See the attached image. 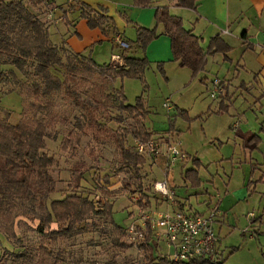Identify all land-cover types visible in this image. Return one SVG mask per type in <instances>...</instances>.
Listing matches in <instances>:
<instances>
[{"label":"rangeland","instance_id":"obj_1","mask_svg":"<svg viewBox=\"0 0 264 264\" xmlns=\"http://www.w3.org/2000/svg\"><path fill=\"white\" fill-rule=\"evenodd\" d=\"M28 3L37 13L44 12L48 8L44 2L42 4L39 2L35 6L31 0H28ZM57 3L59 6H65L68 0H57ZM171 12L179 11L172 9ZM68 16L72 19L78 17V14L68 12ZM184 21L186 23V20ZM155 26L156 23L149 28ZM162 30L161 26L157 27L158 36L148 44L147 48L160 37H167L170 41L173 61L148 58L150 66L143 80L118 77L114 82H110V79L98 76L93 80L77 79L75 87L81 91L84 98L88 99L92 93H96L99 104L97 107L92 106L94 121L90 120L88 111H81L71 98L62 93L55 94L49 101L52 116L49 117L50 121L47 119L49 123L47 150L55 157L52 169L58 179L57 189L50 195L49 200L63 198L71 191L89 192L90 196L95 201H100L101 205L108 203L112 206L115 222L125 228L124 231L116 228L109 215H91L89 221L85 223L86 231L68 238H60L54 244L51 264L111 262L146 264L148 262V250L141 247L140 243L129 241L127 227L140 217L138 209L142 206L137 200L141 198L140 186L144 193L153 196V208H156L154 201H157L159 203L157 208L164 210L163 201L156 196L153 186L156 181L164 178L167 161L165 155H147L146 163L140 169L141 177L135 179L120 169L121 150L115 141V134L120 133L119 127L122 126L118 119L127 115L120 116L118 105L122 97L116 88H122L127 101L132 104L136 102L138 96L143 95L147 107L151 109L146 123L154 132V137L164 140L162 152L165 151L166 140H171L184 154L179 157L172 171L173 176L170 178L172 187L178 192L177 199L185 197L188 200L181 199L183 203L186 204L184 201H187V205L192 204L194 209L201 212L207 208L205 201L209 198L215 201L226 199L225 203H221L224 209L220 208V210L222 213L225 211L227 218L221 226L219 224L216 226L219 235L217 252L219 254L220 251L222 252L225 264H264V215L261 223L263 227L259 234L252 229L250 216L247 218L250 231H243L246 225V213L254 210L260 215L263 212V205L253 200L247 202L243 197L242 202L236 204L240 198V188H247L248 172L244 166L236 168L234 163V160H240L239 156L243 157L242 147L237 144L238 138L243 139L245 132L254 131V128L260 126L257 117L264 120V111L260 106H255L253 100L256 98L248 91L243 95L239 92L235 93V96L227 102L228 106L219 109L217 101L220 99L212 98L207 88L212 87L215 76L212 73H215L219 67L217 56H209L206 71L194 76L190 69L180 66L174 60L170 37L162 34ZM136 39V25L128 27L126 40L135 42ZM109 46H111L109 42L105 44L103 47L105 52H109ZM99 50L103 51L101 48ZM102 58L109 63L107 57ZM12 68H14L12 65L0 63V108L9 111V120L17 123L27 117H33L35 112L37 114L43 112L31 105L36 99L33 98L27 84L32 81L27 80L19 71L17 73L24 81V86L21 92L12 90L14 83L9 75ZM234 90L230 95L235 92ZM223 94L224 92L222 96ZM167 99L172 101L173 109L169 113L171 116L164 106ZM2 109L0 115L5 116L7 113ZM131 119L125 118L124 123L132 121ZM78 120L81 127L78 126ZM71 129H75L81 141L73 148H65L64 137ZM129 144H135V140L131 137L127 142V145ZM197 157L201 160L199 172L202 181L200 186L195 187L191 184V180H184V172L194 166L193 159ZM255 159L260 160L259 157ZM83 172L86 179L80 182L79 177ZM258 176L259 173L254 177L255 180ZM79 183L81 187H77ZM128 183L131 186H128ZM254 184L257 185V182L251 185L250 192L253 191ZM248 190L246 189L245 192ZM20 219L15 218V212L0 215V264H36L38 257L36 249L42 239L35 230L38 221L24 217L23 220ZM116 238L133 245L124 248L114 241ZM153 240L156 241L154 238ZM159 250L164 255L171 252L164 242L159 243Z\"/></svg>","mask_w":264,"mask_h":264},{"label":"trees","instance_id":"obj_2","mask_svg":"<svg viewBox=\"0 0 264 264\" xmlns=\"http://www.w3.org/2000/svg\"><path fill=\"white\" fill-rule=\"evenodd\" d=\"M31 1L35 6L47 0ZM49 1L52 4V0ZM152 1L133 0V3L138 7H146ZM176 4L196 8L197 0H176ZM76 5L80 9V16L87 20L90 28H100L103 31L116 28L114 19L107 13V9L101 7L97 10L82 1H76ZM73 7L74 5L70 9ZM155 18L156 27L137 29L135 42L143 50L158 36L157 26L160 25L163 29L162 34L170 37L174 60L180 66L189 68L194 76L206 69L209 54L221 52L226 60L229 59L227 53L231 47L220 35L212 37L205 48L202 39L186 28L183 19L173 14L168 6L159 8ZM131 46L130 43L126 51H129ZM122 57V64L113 61L99 64L90 55L75 52L65 44L58 45L52 40L48 22L33 9L32 5H29L28 0H0V63L14 67L9 72L14 83L12 90L21 92L24 86V81L19 78L17 71L32 81L26 83L32 91L33 98L36 99L31 105L43 112L39 113L41 115L35 112L33 117L12 123L9 120V111L0 108L7 113L5 116L0 115V215L15 212V218H21L20 221L23 217L38 221L35 230L42 239L36 249L38 256L36 264H51L54 244L60 238H68L86 231L85 223L89 221L91 215H109L116 228L125 230L115 222L112 206L108 203L101 205L89 192L71 191L63 198L49 200L50 195L57 189L58 179L52 169L55 157L47 150L49 124L47 119L50 121L49 117L52 116L49 101L55 94L62 93L71 98L74 105L81 111H88L90 120L94 121L92 106L97 107L99 104L96 93H92L88 99L84 98L81 91L75 87L78 78L93 80L98 76L110 79V82H114L118 77L144 79L145 72L150 66L147 56L122 54ZM214 81L215 79L212 80V85ZM220 83L222 87L223 83L221 81ZM116 89L122 97L118 105L120 116L127 115L118 119L122 126L119 127L120 133L115 134V141L121 150L120 169L131 178H140V169L146 163L147 155L139 153L135 144L127 145V142L129 137L135 141L155 138L154 132L146 123L149 108L143 95L138 96L136 102L132 104L127 101L122 88ZM211 89L212 87L209 90ZM129 117L132 121L124 123L125 118ZM78 121L80 123V120ZM79 123L78 126L81 127ZM99 126L101 127V124ZM259 140L260 134L252 133L246 143L257 145ZM80 141L81 138L75 129H71L64 137L63 144L65 148H73ZM193 162L194 166L184 172V179L191 180V184L198 187L202 181L199 172L201 160L197 157ZM83 179H86L85 172L80 174L79 181ZM77 187H81L80 183ZM139 193L141 198L138 204L152 206L153 196L144 193L141 186ZM156 196L159 198L158 194ZM154 203L159 206L157 201ZM182 208L192 210L190 205L186 204H182ZM192 211L202 214L198 210ZM120 240L114 239L124 248L133 245ZM139 243L149 252L146 264L226 263L218 252L215 257L201 260L175 261L160 253L158 241L153 240L150 235Z\"/></svg>","mask_w":264,"mask_h":264},{"label":"crops","instance_id":"obj_3","mask_svg":"<svg viewBox=\"0 0 264 264\" xmlns=\"http://www.w3.org/2000/svg\"><path fill=\"white\" fill-rule=\"evenodd\" d=\"M76 1L85 2L97 10H100L101 7L107 9V13L114 19L116 28H109L106 31L100 28H90L87 20L80 16L79 7L75 6ZM73 5L74 7L70 9ZM164 6H168L170 11L172 9L179 11L172 13L180 16L183 21L186 20V23L184 21L185 27L202 39L205 48L208 47L211 38L216 35H220L231 47L227 53L228 60L221 52L208 55V58L209 56H217L219 63L217 71L212 73V75H215L214 79L218 78L223 83L222 91L224 94L223 96L220 94L217 98L220 99L217 101L219 109L227 107V102L230 101L232 96H235V93L239 92L243 95L244 92L248 91L256 98V100H253L255 106H260L264 111V0H197L196 8L178 6L176 0H153L146 7L134 6L133 0H116L112 3L109 0H68L65 6H59L57 0H52L51 10L54 13V18L57 19L56 22L49 20L48 13L50 9L46 8L44 12L39 11L38 13L48 22L52 40L56 44H65L75 52L90 55L99 64L106 63V60H102V57H107V61L112 62V56L116 53L139 57L146 55L151 60L163 59L166 62H171L173 56L170 50V41L167 37L162 36L154 41L145 52L136 42L132 41L133 39L131 41L126 40L128 27L135 25L137 29L139 27H151L156 23L155 16L158 9ZM68 12H76L78 17L70 19ZM118 37L132 44L129 51H126L127 48L124 49L119 46ZM108 42L111 46H109V52H105L103 47ZM207 88L210 92L211 87L208 86ZM232 90L235 92L230 95ZM171 102L170 100V107H166L168 115L173 109ZM149 110L151 109L149 108ZM257 120L260 126L254 128V131L245 132L243 139L238 138L237 144L242 147L243 157L239 156L240 160H234V163L236 168L243 166L247 168L246 189H249L245 192L246 189L240 188V198L236 204L242 202L241 198L243 197V200L247 202L253 200L263 205V212L260 215L254 210L246 213V225L243 231H250L247 221L250 216L251 227L259 234L263 227L261 223L264 215V120H261L260 117H257ZM257 132L260 134L257 145H253L254 143L248 145L246 143L248 137ZM255 157H259L260 160L255 159ZM257 173H259V176L255 180L254 177ZM254 182H257V185L254 184L253 191L250 192L251 185ZM181 199L188 200L185 197H181ZM181 199L179 198L182 202ZM225 200L218 199L215 201V199L209 198L205 201L207 208H204L202 213H208L214 207H218L219 210L220 208L221 210L224 209L221 203H225ZM184 202L187 205L188 202ZM182 204L185 205L183 202ZM189 205L192 210H196L192 204ZM221 210L214 224L215 230L216 226L218 224L221 226L227 218L225 211L222 213ZM220 255H222L221 251Z\"/></svg>","mask_w":264,"mask_h":264},{"label":"built area","instance_id":"obj_4","mask_svg":"<svg viewBox=\"0 0 264 264\" xmlns=\"http://www.w3.org/2000/svg\"><path fill=\"white\" fill-rule=\"evenodd\" d=\"M49 10V20L56 22L51 10L52 4L49 0L44 2ZM118 44L122 48H129V43L118 37ZM112 61L122 64L121 53L112 56ZM220 80L215 79L210 91L212 98H218L223 93ZM170 107V100L164 103ZM164 140L152 138L148 141L136 140L135 146L139 153L166 156V172L164 178L154 183V191L163 201L164 210L153 208V206H142L138 209L139 219L127 227L128 238L131 243L144 241L149 235L158 243L164 242L171 249L166 254L175 261L201 260L215 257L219 245V235L215 230L216 218L220 215L218 207L210 209L208 213H195L192 210L182 208V203L177 199L175 187H172L170 178L175 165L179 161L181 153L178 146L171 140H166L165 151L162 152ZM182 154V155H181ZM172 173V174H171ZM171 174V175H170ZM139 201V199L137 198ZM253 215V214H252Z\"/></svg>","mask_w":264,"mask_h":264}]
</instances>
